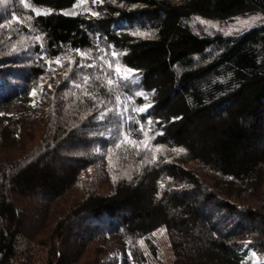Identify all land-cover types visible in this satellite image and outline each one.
Here are the masks:
<instances>
[{"label": "trees", "instance_id": "obj_1", "mask_svg": "<svg viewBox=\"0 0 264 264\" xmlns=\"http://www.w3.org/2000/svg\"><path fill=\"white\" fill-rule=\"evenodd\" d=\"M30 1L49 10L32 14L49 56L91 50L101 39L120 54L151 102L142 117L158 130L154 145L180 150L183 157L147 164L115 180L107 191L85 187L44 235L52 205L86 172L107 165L113 146L92 124L100 111L86 124L57 116L24 158L0 168V264L30 259L29 244L41 233L48 238L40 242L51 246L49 264L53 258L58 264H80L86 250L106 237L119 244L125 257L141 263L140 241L160 228L167 230L173 264H242L250 251L264 254V210L229 199L232 188L259 194L264 182V24L229 36L200 35L190 24L194 17L223 22L264 15V0H114L92 20L64 14L81 0ZM23 59L0 47L3 135L11 128L3 112L10 105L23 106L21 119L44 121V105L33 106L31 94L45 70L40 61ZM28 61L32 64L25 67ZM98 85L88 90L97 95ZM188 162L196 167H186ZM29 201L33 211H24ZM90 220L91 230L78 237L76 231ZM24 237L29 244L23 252L18 248ZM58 242L64 251H58Z\"/></svg>", "mask_w": 264, "mask_h": 264}, {"label": "rangeland", "instance_id": "obj_2", "mask_svg": "<svg viewBox=\"0 0 264 264\" xmlns=\"http://www.w3.org/2000/svg\"><path fill=\"white\" fill-rule=\"evenodd\" d=\"M110 1L114 5V0H81L77 6L65 11L64 14L81 15L92 20L99 17L100 10ZM48 13L49 10L34 5L30 0H0L1 46L13 58L20 56V59L40 61L41 69L45 70L38 82V89L31 94L33 106L38 103L44 105V108L40 106L43 110V122L40 123L36 119L29 120L28 117L21 119L23 106L20 105H10L3 111L4 123L9 124L11 128L3 135L0 127V168L3 164L24 158L26 153L38 145L42 135L41 130L46 129L51 120L57 119V116L60 119L64 117V122L77 124L100 111L98 116H94L92 124L98 126L99 135L109 140L113 146L108 149L107 165L86 172L75 189L52 205L47 217L46 232H42L44 235L52 230L60 214L66 211L73 201L81 198L85 187L90 189L93 186L95 189L107 191L115 180L131 177L147 164L156 163L160 159L179 162L183 157L180 150L154 145L153 141L158 130L152 121L144 122L142 117L150 109L151 102L139 86L137 73L124 66L120 54L114 52L103 39L97 42V48L91 50L65 53L58 57L48 55L42 35L32 24V14ZM190 24L193 31L200 35H238L264 24V15L257 13L239 16L223 22L194 17ZM138 34L143 37L150 36L147 33ZM30 61L25 67L32 64ZM90 79L100 84L97 95L95 90H88V86L96 84ZM89 106L91 109H88ZM186 167L193 168L196 165L188 162ZM199 172L208 175L203 169H199ZM230 190L233 196L229 199L237 206L264 210V182L259 194H252L246 190L239 191V188ZM37 205L40 206V203ZM33 206L29 201L22 209L33 211L30 209ZM215 210L219 211V209ZM36 216L38 219L36 223L39 224L43 218L40 210ZM102 221L105 222V218ZM233 221L235 223L237 219ZM241 224L245 228L250 225L247 220H241ZM93 225V221L90 220L85 224L84 230L79 228L76 231V235L79 237L87 234ZM40 236L30 244L26 237L21 238L18 249L24 252L29 244L33 252L30 259H17L13 264H49L51 246L40 242V238L48 237ZM140 247L144 257L141 263L128 256L125 257L119 244L114 239L106 237L105 242L96 243L86 250L80 264H97L100 259L106 262L117 260L118 264L174 263V252L165 228L153 232L148 236L147 241H140ZM58 251H64V245L59 242ZM21 254L27 258L25 253ZM262 263H264V254L250 251L242 264ZM53 264H58L54 258Z\"/></svg>", "mask_w": 264, "mask_h": 264}]
</instances>
